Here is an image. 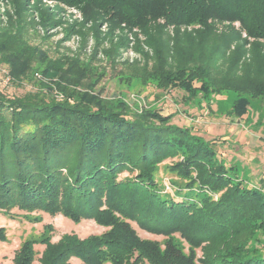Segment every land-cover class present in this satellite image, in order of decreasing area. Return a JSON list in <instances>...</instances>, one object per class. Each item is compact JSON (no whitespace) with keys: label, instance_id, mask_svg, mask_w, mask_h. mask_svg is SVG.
Returning a JSON list of instances; mask_svg holds the SVG:
<instances>
[{"label":"trees","instance_id":"1","mask_svg":"<svg viewBox=\"0 0 264 264\" xmlns=\"http://www.w3.org/2000/svg\"><path fill=\"white\" fill-rule=\"evenodd\" d=\"M66 9L79 17L65 19ZM29 16L47 38L62 27L65 38L77 35L83 49L88 28L89 59L48 60L27 44ZM223 24L224 32L215 29ZM129 34L135 52L146 63L153 60L141 82L180 90L187 105L222 91L264 96V0H0V64L17 81L33 67L52 78L50 87L37 82L41 91L19 97L0 89V210L61 214L106 228L84 239L71 233L56 243L46 234L25 240L12 264H35L39 243L44 250L37 264H195L196 249L200 264H264L257 246L264 244L263 185H243L208 142L171 124L172 115L132 112L122 99L90 93L101 79L93 57L104 51L113 62L118 48L131 43ZM104 42L108 49L101 50ZM214 72L219 75L212 77ZM248 103L237 99L231 113L241 117ZM167 159L177 160L167 168L178 179L170 181L175 191L186 190L179 201L162 194L155 180ZM130 222L166 240L141 239ZM175 233L189 254L173 242ZM5 240L1 227L0 242Z\"/></svg>","mask_w":264,"mask_h":264},{"label":"rangeland","instance_id":"2","mask_svg":"<svg viewBox=\"0 0 264 264\" xmlns=\"http://www.w3.org/2000/svg\"><path fill=\"white\" fill-rule=\"evenodd\" d=\"M46 4L54 7L51 3ZM64 12L67 20H69L71 14L73 17H79L74 9H66ZM26 22L28 26L24 36L27 39V44L45 52L48 60L55 61L65 57H77L82 61H86L91 56L93 38L89 33L90 31L87 30L88 28L85 30L86 34L88 33L87 44L85 49H83L80 45V38L77 35L65 38L62 27H56L48 34L47 38V34L37 27L36 23L38 20L35 17L26 18ZM223 25H217L215 29H218L219 32H224L226 25ZM231 25L233 26L232 28L238 29L237 23H232ZM101 31L104 32V29ZM167 33L171 35L172 30L168 29ZM133 36L128 35L131 43H129L128 47L118 48L119 56H115L113 62L105 56L104 51L103 53L98 52L93 57L92 65L101 79L90 93L106 99H122L127 102L132 112L138 113L144 109H157L163 116L172 115L171 124L181 128L187 127L192 135L208 142L226 168L233 166L237 177L242 179V181H248L243 182V185L251 188H259L264 185L261 179L264 175V168L259 171L262 169V167H259L260 165L264 167V96L252 99L246 94L222 91L219 95H211L209 100L205 99L199 102L201 99L197 98L190 101V104L187 105V103L182 101V91L177 89L161 91L152 81L147 84L141 82L144 66L151 68L153 60L148 59L146 63L140 54L135 52ZM138 38L142 40L140 35H138ZM106 49H108V44L104 42L101 50ZM143 49L147 51L146 48L143 47ZM222 65L223 62L219 61L217 66L221 68ZM0 66L5 68L9 75L8 68L2 64ZM218 75L214 72L211 76ZM51 81V77L42 76L33 67L28 78L17 81L9 75V84L4 87L0 86V88L4 94H8L7 96L19 97L29 92L41 91L42 88L37 82L43 84L44 88H46L50 87L49 83ZM195 86H199L198 82L195 83ZM53 93L56 100H62V96L56 88ZM241 97H245L249 101L248 112L241 117H235L231 113L232 105L234 101ZM231 124H237L236 131H239L237 132L238 135H236V131L231 132V130H228ZM176 161V159L163 161L155 174V180L160 186L162 194H167L174 200L179 201L182 198L181 196L186 193V190L182 192L175 191L174 184L170 181L176 182L177 178L174 173L167 169L169 168L168 166ZM250 173L251 176H249ZM126 175L123 172L120 177L123 178ZM177 185L180 186L178 188H181L184 183ZM199 194L198 191L192 192V196ZM48 225L52 226L51 231L46 228ZM130 225L141 239L157 241L160 245L166 240L165 236L148 233L133 222H130ZM1 227L5 230L6 240L0 242V264H12L14 253L20 245L25 240H39L42 234L44 236L45 234L50 235V241L56 243L63 234L72 233L80 239H84L90 235H101L106 230V228L97 225L93 220L89 219H82L75 223L61 214L52 216L40 211H19L17 208L10 211L0 210ZM173 242L184 254H189L191 248L179 234L175 233L173 235ZM257 246L260 252L264 254V244ZM43 250L44 245L40 243L34 245L35 264H37V259L41 256ZM195 253V264H200L198 262L202 258L200 249H196ZM75 262L77 261L71 259V264H75Z\"/></svg>","mask_w":264,"mask_h":264},{"label":"built area","instance_id":"3","mask_svg":"<svg viewBox=\"0 0 264 264\" xmlns=\"http://www.w3.org/2000/svg\"><path fill=\"white\" fill-rule=\"evenodd\" d=\"M7 84H9V76L7 70L0 66V86L4 87Z\"/></svg>","mask_w":264,"mask_h":264},{"label":"crops","instance_id":"4","mask_svg":"<svg viewBox=\"0 0 264 264\" xmlns=\"http://www.w3.org/2000/svg\"><path fill=\"white\" fill-rule=\"evenodd\" d=\"M236 128H237V124H231V126H229L228 130H231V132H235ZM237 132H239V131H236V135H238ZM225 138H228V137H225ZM259 167H262V169H260L259 171L263 170V168H264L262 165H260ZM249 176H251V173L249 174ZM261 179H262V183H264V175L262 176ZM244 180H248V179H244ZM243 182H248V181H243ZM263 187H264V185L261 188H263ZM263 191H264V188H263ZM74 260L77 261V262H75V264H80V262L78 260H76V259H74Z\"/></svg>","mask_w":264,"mask_h":264}]
</instances>
